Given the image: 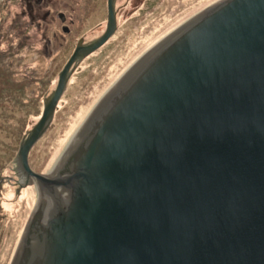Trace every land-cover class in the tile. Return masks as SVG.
I'll return each mask as SVG.
<instances>
[{"label": "water", "instance_id": "95a60500", "mask_svg": "<svg viewBox=\"0 0 264 264\" xmlns=\"http://www.w3.org/2000/svg\"><path fill=\"white\" fill-rule=\"evenodd\" d=\"M21 142L37 202L12 264H264V0H218L165 35L93 108L50 175L30 152L84 57Z\"/></svg>", "mask_w": 264, "mask_h": 264}, {"label": "rangeland", "instance_id": "374dc122", "mask_svg": "<svg viewBox=\"0 0 264 264\" xmlns=\"http://www.w3.org/2000/svg\"><path fill=\"white\" fill-rule=\"evenodd\" d=\"M217 1L118 0L117 31L93 56L78 63L51 126L30 152L33 169L52 174L93 108L130 65L186 19ZM101 14L97 10L85 31L57 40L53 33L61 36V26L50 25L48 31L39 27V20L28 15L27 1L0 0V67L5 70V79L0 77V264L13 263L38 197L34 183L21 187L17 182L20 144L41 116L44 100L55 89L78 37L101 21ZM100 31L86 34L93 38Z\"/></svg>", "mask_w": 264, "mask_h": 264}, {"label": "flooded vegetation", "instance_id": "af4514ba", "mask_svg": "<svg viewBox=\"0 0 264 264\" xmlns=\"http://www.w3.org/2000/svg\"><path fill=\"white\" fill-rule=\"evenodd\" d=\"M24 1L25 2L27 1L28 15L30 19L32 21L38 19L39 27H44V29L48 31L50 25H55L56 29H59V27L57 26H61V30L63 32L61 33V36L58 37L56 31L53 33L54 38H56L57 40L61 37L63 38V40H65L66 35H69V33L71 32L74 33L73 31L75 32L85 31L86 26H88V23L90 22L89 20L92 21V18H94V15L97 13V10L102 11L101 14L103 16L102 20L97 22L93 27H90L91 29L88 28L86 32H84L78 37L74 50L80 43L81 45H89L90 43L94 42L96 39H98L103 35V33L107 28L108 16H109V0H63L62 2L61 0L60 1L59 0H24ZM117 3L118 0H115V12H116L117 29H118L119 12L117 9ZM96 28H98V30L101 29L100 34H98V36L96 35L93 38H89L90 35L86 34L87 31L88 30L93 31L96 30ZM111 38L109 40H111ZM109 40L107 42H109ZM47 41L48 43L46 46H50L52 44V40L48 39ZM63 44L64 42L61 43V45ZM104 45H102L100 48H102ZM99 49L95 50L88 56L84 57V59L81 62L93 56V54L97 52ZM73 52L71 53V55L73 54Z\"/></svg>", "mask_w": 264, "mask_h": 264}, {"label": "trees", "instance_id": "16d2710c", "mask_svg": "<svg viewBox=\"0 0 264 264\" xmlns=\"http://www.w3.org/2000/svg\"><path fill=\"white\" fill-rule=\"evenodd\" d=\"M0 77H1V79H5V70L4 69H1V67H0ZM1 91H3V89H1ZM1 91H0V96H3V94L1 93Z\"/></svg>", "mask_w": 264, "mask_h": 264}]
</instances>
